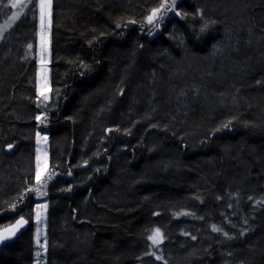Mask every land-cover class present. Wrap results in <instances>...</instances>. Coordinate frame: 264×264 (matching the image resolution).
<instances>
[{"label":"trees","instance_id":"16d2710c","mask_svg":"<svg viewBox=\"0 0 264 264\" xmlns=\"http://www.w3.org/2000/svg\"><path fill=\"white\" fill-rule=\"evenodd\" d=\"M23 3L0 0V228L30 229L0 264H35L40 202L45 264H264V0H176L151 23L172 0H52L46 103Z\"/></svg>","mask_w":264,"mask_h":264},{"label":"rangeland","instance_id":"374dc122","mask_svg":"<svg viewBox=\"0 0 264 264\" xmlns=\"http://www.w3.org/2000/svg\"><path fill=\"white\" fill-rule=\"evenodd\" d=\"M24 1V0H23ZM39 3V0H37ZM12 2V0H10ZM16 8V7H15ZM39 8V7H38ZM52 12V9H51ZM40 16V15H39ZM16 21V20H15ZM15 21L9 23L7 28H10ZM40 21V17H39ZM8 24V23H7ZM6 24V25H7ZM51 24H52V15H51ZM51 24H48V18L45 17L44 21V28L43 32L46 38V47L41 50V23H40V30H39V43H38V89H39V98L42 103H46L49 101L51 96V49H50V33H51ZM5 25V26H6ZM5 28V29H7ZM43 55V63L41 62V57ZM43 92L49 98L48 100H44V97L41 95ZM47 137V140L44 139ZM48 162H49V138L48 134L41 129L37 132V156H36V165H37V172H40V180L41 181L48 169ZM36 172V173H37ZM47 205L45 202L38 203L36 207V213L34 218V232L36 238V252H35V264H45V253L47 250V217H48V205L47 207H43V205ZM39 217V218H37ZM39 231V241L37 243V232ZM39 254V255H38Z\"/></svg>","mask_w":264,"mask_h":264},{"label":"snow or ice","instance_id":"6c2138e0","mask_svg":"<svg viewBox=\"0 0 264 264\" xmlns=\"http://www.w3.org/2000/svg\"><path fill=\"white\" fill-rule=\"evenodd\" d=\"M28 3L32 4L33 5V10L35 9L36 7V3H35V0H28ZM175 3H176V0H172V3L171 5H167L166 3L165 4H161L160 8H157V9H153L152 11V15H150L147 19H148V22L151 23L158 12L161 11V9H165V10H171V9H174L175 7ZM20 6V7H25L26 5L23 3V0H12L10 6L11 7H17V6ZM38 7H39V15H40V23H41V50H42V53H43V50L45 49L46 47V38H45V34L43 32V28H44V21H45V17L48 18V24L50 25L51 24V15H52V12H51V9H52V0H39V3H38ZM13 18H18V14L17 13H13ZM25 18H27V14H25ZM0 35H2V33H0ZM30 49L32 48V45H29L28 46ZM41 62L43 63V55L41 57ZM41 95L44 97V100H48V96L45 95L43 92H41ZM37 120H41L42 118L37 116L36 117ZM43 122V121H42ZM230 123V122H229ZM227 126V125H225ZM108 131H112V129H109ZM45 140H47V137H44ZM8 148L11 149L12 148V145H8ZM36 179L37 181L40 180V172L38 171L36 173ZM49 179H51V177H49ZM37 192H39V189H36ZM40 195H46V193H43V192H40ZM13 208H15V205L12 206ZM43 207H47V205H43ZM39 218V217H37ZM27 223V221H25L23 219V217L20 218V220H18L16 222V225L13 226L12 229H10V233L11 234H15V230L16 228L22 226L23 224ZM213 227V230L214 231H217V232H220L222 231L220 228L216 227L215 225L212 226ZM185 235H188V233H185ZM225 236L228 235V233H224ZM37 243L39 244L40 241H39V231L37 232ZM7 237H0V239H6ZM196 237H192V239H195ZM148 239H150L152 241V244L153 245H156L158 246L164 239L161 231L159 228L155 229L153 234L151 236L148 237ZM39 255V254H38ZM152 255H155V253H152ZM156 259H163L162 256H157Z\"/></svg>","mask_w":264,"mask_h":264},{"label":"water","instance_id":"95a60500","mask_svg":"<svg viewBox=\"0 0 264 264\" xmlns=\"http://www.w3.org/2000/svg\"><path fill=\"white\" fill-rule=\"evenodd\" d=\"M15 146H16V143L12 145L11 149H9L7 147V152L12 153L14 148H15ZM20 218H18L17 220H15L13 223L9 224L8 226H6L4 228H0V237H7L6 239H0V250L4 246H6L7 244L12 243L13 241H15L19 236L22 235V233H24L30 227V222L25 217H23V219L25 221H27V223H25L22 226L16 228L14 235L11 234L10 233V229H12L13 226L16 225V222L18 220H20Z\"/></svg>","mask_w":264,"mask_h":264},{"label":"bare ground","instance_id":"6f19581e","mask_svg":"<svg viewBox=\"0 0 264 264\" xmlns=\"http://www.w3.org/2000/svg\"><path fill=\"white\" fill-rule=\"evenodd\" d=\"M52 34V33H51ZM52 37V36H51ZM38 129H39V127H38ZM48 222V221H47ZM33 226V225H32ZM30 229V228H29Z\"/></svg>","mask_w":264,"mask_h":264}]
</instances>
